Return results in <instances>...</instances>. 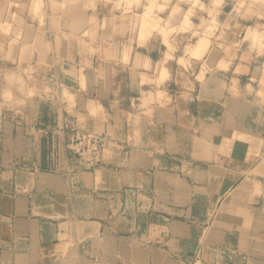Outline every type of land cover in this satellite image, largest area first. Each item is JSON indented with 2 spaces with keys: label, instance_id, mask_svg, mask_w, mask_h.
Returning a JSON list of instances; mask_svg holds the SVG:
<instances>
[{
  "label": "crops",
  "instance_id": "0c3cea01",
  "mask_svg": "<svg viewBox=\"0 0 264 264\" xmlns=\"http://www.w3.org/2000/svg\"><path fill=\"white\" fill-rule=\"evenodd\" d=\"M39 2L0 0V264H264V0L192 72L116 0ZM76 119L119 142L95 170Z\"/></svg>",
  "mask_w": 264,
  "mask_h": 264
},
{
  "label": "rangeland",
  "instance_id": "374dc122",
  "mask_svg": "<svg viewBox=\"0 0 264 264\" xmlns=\"http://www.w3.org/2000/svg\"><path fill=\"white\" fill-rule=\"evenodd\" d=\"M60 1L69 8L82 6L81 0ZM116 2L119 7L134 14L132 24L136 31L140 27L141 39L147 38L154 30H159L170 46L173 62L178 60L180 65L191 72L200 68L201 71L205 69L203 67L208 64L207 54L214 52L212 33L218 32L221 25L217 21L222 0H116ZM51 5L49 0V6ZM2 10L3 8L0 9V16ZM47 75L48 81L51 80L52 83L48 84L49 87L53 85L54 89L60 91L69 105L77 104L76 97L71 94L73 90L70 91L63 85L60 76L53 78L51 73ZM72 124L76 126L75 134L77 130L79 131V138L74 143L76 146L80 145L79 153H75L74 168L95 170L101 167L106 163V153L110 144L117 145L118 140L110 137L111 134L107 131L86 124L84 120L76 119ZM70 131L72 132L71 129ZM117 148L112 147V150ZM204 243L203 237L198 240L190 264H203Z\"/></svg>",
  "mask_w": 264,
  "mask_h": 264
},
{
  "label": "built area",
  "instance_id": "2783aa9c",
  "mask_svg": "<svg viewBox=\"0 0 264 264\" xmlns=\"http://www.w3.org/2000/svg\"><path fill=\"white\" fill-rule=\"evenodd\" d=\"M74 129H76L75 125H71V130L72 132L70 133V140H69V147L75 152V153H79L80 150V145L76 146L77 144H75L74 142L76 141V139L79 138V131L77 130V133L75 134Z\"/></svg>",
  "mask_w": 264,
  "mask_h": 264
},
{
  "label": "bare ground",
  "instance_id": "6f19581e",
  "mask_svg": "<svg viewBox=\"0 0 264 264\" xmlns=\"http://www.w3.org/2000/svg\"><path fill=\"white\" fill-rule=\"evenodd\" d=\"M135 251V250H134Z\"/></svg>",
  "mask_w": 264,
  "mask_h": 264
}]
</instances>
